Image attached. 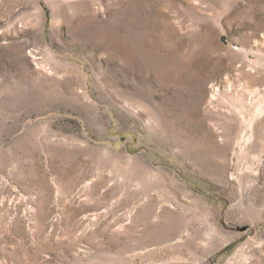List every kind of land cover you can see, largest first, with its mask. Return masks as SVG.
I'll return each mask as SVG.
<instances>
[{"label":"rangeland","instance_id":"obj_1","mask_svg":"<svg viewBox=\"0 0 264 264\" xmlns=\"http://www.w3.org/2000/svg\"><path fill=\"white\" fill-rule=\"evenodd\" d=\"M0 264H264V0H0Z\"/></svg>","mask_w":264,"mask_h":264}]
</instances>
